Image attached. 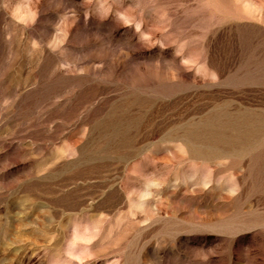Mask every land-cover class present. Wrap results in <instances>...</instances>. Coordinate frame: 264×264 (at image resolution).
I'll use <instances>...</instances> for the list:
<instances>
[{"label": "rangeland", "instance_id": "rangeland-1", "mask_svg": "<svg viewBox=\"0 0 264 264\" xmlns=\"http://www.w3.org/2000/svg\"><path fill=\"white\" fill-rule=\"evenodd\" d=\"M0 264H264V0H0Z\"/></svg>", "mask_w": 264, "mask_h": 264}]
</instances>
